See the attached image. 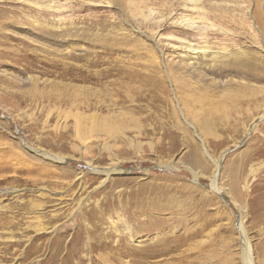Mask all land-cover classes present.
<instances>
[{
    "label": "rangeland",
    "instance_id": "obj_1",
    "mask_svg": "<svg viewBox=\"0 0 264 264\" xmlns=\"http://www.w3.org/2000/svg\"><path fill=\"white\" fill-rule=\"evenodd\" d=\"M186 2L0 0V264H249L239 215L264 264V0H201L197 54Z\"/></svg>",
    "mask_w": 264,
    "mask_h": 264
},
{
    "label": "bare ground",
    "instance_id": "obj_2",
    "mask_svg": "<svg viewBox=\"0 0 264 264\" xmlns=\"http://www.w3.org/2000/svg\"><path fill=\"white\" fill-rule=\"evenodd\" d=\"M51 1H54V0H51ZM187 2H186V4H185V6L187 7V8H189V9H198L199 10V13H200V15H198L196 18H195V16L194 17H192V16H189V15H187V14H183V15H181L180 17H178L177 19H176V21L178 22V23H180L182 26H184L185 28H187V29H189V30H192V31H195V33H197L201 38H205V40H204V43L203 44H199V43H195V42H192V41H190V39L187 41V43H186V47L190 50V52H191V54L192 53H194V54H197L198 53V51H202V52H206V51H210V50H212L213 49V46H211V43H210V38H208L209 37V34H210V31L212 30V29H215L216 28V25H214V24H212L213 22H210V13L211 12H209V9L208 8H206V6H204V4H201L200 2H201V0H186ZM40 4V3H39ZM146 4V3H145ZM188 4H191V6L189 7L188 6ZM42 5V4H41ZM45 6H47V7H53L52 5H51V3L49 4V3H47V4H45ZM171 11V10H170ZM149 12L152 14V13H155V10L153 9V8H150L149 9ZM262 12H264V11H262ZM131 13H133V16L134 17H138V16H143V17H145V18H147L149 15H147L143 10H138V9H136V10H134L133 12H131ZM161 13V12H160ZM257 14H258V12H257ZM255 15V14H254ZM253 14H252V16L251 17H249L250 18V20H248L247 21V23H248V25L250 26V28L252 29V32L254 33V37H258L257 39H258V41H259V39H260V41H259V43H256L257 44V46L260 48V50L261 51H264V40H263V36H262V33H261V31H259V29H258V27H259V24H258V22H257V17H255ZM260 17V16H259ZM165 17L163 16V15H159L158 17H155L154 19H157L158 21H163V19H164ZM260 19V18H259ZM212 21V20H211ZM227 27H225V26H223V25H219L218 26V30H220V35H227L228 33H221V31L223 32V31H226L227 29H226ZM260 28V27H259ZM142 31V30H141ZM214 34H218V32L217 31H215L214 32ZM154 41H155V38H152ZM180 39H183V38H180ZM186 39V38H185ZM223 39V38H222ZM222 41V40H221ZM257 41V42H258ZM158 43V42H157ZM221 43V42H220ZM225 43V42H224ZM228 47L225 45V44H220L217 48H216V53H218V54H220V53H227L228 52ZM190 65H192V62H189V61H187ZM192 67V66H191ZM166 68V67H165ZM168 70V69H167ZM259 77H257V76H254V79H258ZM244 79V78H243ZM243 79H240V83H242L244 80ZM239 80V79H238ZM239 83V82H238ZM239 83V84H240ZM250 84V83H249ZM246 85V84H245ZM241 86V85H240ZM247 86H249L248 84H247ZM252 88H251V87ZM249 86V88H251L255 93H259V92H261L260 90H257L256 88H255V86H253V84H251ZM246 87V86H245ZM250 89V90H251ZM252 92V91H251ZM252 94V93H251ZM261 94V93H260ZM253 95V94H252ZM90 109V108H89ZM179 109H180V112L179 113H177L178 114V117H182L184 120H185V122L187 123V124H189L190 123V121H189V119L187 118V116H186V114H185V108L183 107V105L181 106V107H179ZM83 113H85V112H83ZM85 116V122L86 123H89L91 120L93 121V123H91L90 125H87L86 124V126H83L84 128L83 129H85L86 128V130L88 131V130H90V131H93V130H95L96 132H104V133H114V124H109L108 122H107V120H108V115H104V114H102V115H98L96 112L94 113L93 112V114L92 113H88V114H85L84 115ZM83 116V117H84ZM88 116V117H87ZM90 116H92V117H94V116H99L100 117V120H101V123H99V122H95L96 120H98V119H95V118H91ZM102 118H104V119H102ZM264 118V114H262V115H259L251 124H250V129H251V127H253L254 125H255V123L257 122V121H259L260 122V120H262ZM106 121V122H105ZM258 122V123H259ZM190 124H192V123H190ZM80 125V124H79ZM79 129V128H78ZM86 130H83V131H85L86 132ZM98 130V131H97ZM248 132H250V131H248ZM247 132V133H248ZM84 134V133H83ZM203 141V151H204V153L207 155L208 154V152L206 151V143H205V139L204 140H202ZM240 145H242V143L240 144ZM30 149L32 150V151H34L35 153H37V154H39V155H41L42 157H48L49 159H54V160H59L60 162L61 161H65V159L66 158H64V157H62V156H60V155H58V154H53V153H50V152H48V151H46V150H38V149H36L35 147H31L30 146ZM223 155L224 154H221L220 156H218L217 158H213V160H214V165H215V167H216V171L215 172H213V175H212V180H211V189L213 190V191H215L216 193H221V187H220V185H219V181H218V178H219V175H220V170H221V166H222V157H223ZM173 167H175V166H173ZM90 169H92V171H94V172H97V173H100V174H102V175H104V176H109L110 174H113L114 172H117L118 173V171H122V168H120L119 166H113V167H98V166H94V165H91V167H90ZM194 174H196L197 175V173H196V171H192ZM194 180L197 182L198 180H197V177H195L194 178ZM200 182V181H199ZM237 229H238V232H239V235H240V238H241V240L243 241V243H244V246L247 248V252L245 251V254L247 255L246 257L248 258V263L249 264H253V259H252V247H251V242H250V238H249V236H248V232H247V229H246V227H245V225H244V221H243V218L239 215L238 216V223H237ZM242 244V243H241ZM243 245V244H242ZM166 249H170V248H168V247H165L163 250H166ZM244 249V248H243ZM242 255H244V254H242ZM245 256V255H244ZM242 257V256H241ZM244 259H246V258H244Z\"/></svg>",
    "mask_w": 264,
    "mask_h": 264
}]
</instances>
